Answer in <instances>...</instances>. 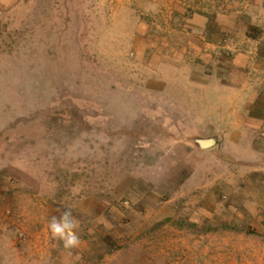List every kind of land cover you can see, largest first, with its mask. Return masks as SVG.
<instances>
[{
	"label": "rangeland",
	"instance_id": "rangeland-1",
	"mask_svg": "<svg viewBox=\"0 0 264 264\" xmlns=\"http://www.w3.org/2000/svg\"><path fill=\"white\" fill-rule=\"evenodd\" d=\"M263 149L264 0H0V264H264Z\"/></svg>",
	"mask_w": 264,
	"mask_h": 264
},
{
	"label": "clouds",
	"instance_id": "clouds-1",
	"mask_svg": "<svg viewBox=\"0 0 264 264\" xmlns=\"http://www.w3.org/2000/svg\"><path fill=\"white\" fill-rule=\"evenodd\" d=\"M79 222L72 214V210H63L59 217L53 216L49 221V231L53 240L62 243L69 252L79 247L81 241L77 234Z\"/></svg>",
	"mask_w": 264,
	"mask_h": 264
},
{
	"label": "crops",
	"instance_id": "crops-1",
	"mask_svg": "<svg viewBox=\"0 0 264 264\" xmlns=\"http://www.w3.org/2000/svg\"><path fill=\"white\" fill-rule=\"evenodd\" d=\"M236 112H237V110H236ZM235 112V118H236V122L234 123V125H236L237 123H238V118H237V114L238 113H236ZM233 116V115H232ZM226 136H228V141H230V142H232L233 141V137L232 136H229V134H227V133H222V135L220 136V142H221V146H223V144H224V142L227 140L226 139ZM258 149V148H257ZM260 154H262V155H264V153H263V151H264V149H263V151L262 150H257ZM235 159V158H234ZM256 161H258V160H254L252 163H256ZM264 163V162H263ZM254 168H258L259 170H264V164H258V166H253ZM257 219V218H256ZM261 220V219H260ZM259 225H260V229L261 228H264V226L261 224V222L259 223ZM264 230V229H263ZM89 249H90V247H89ZM88 248L87 249H85L86 251H83V254H87L88 253V251H91V249L89 250ZM110 251V250H109ZM121 252V249H119V250H117V252L116 253H120ZM76 254L77 255H79L80 253L77 251V249H76V251H72V252H70V256H76Z\"/></svg>",
	"mask_w": 264,
	"mask_h": 264
},
{
	"label": "water",
	"instance_id": "water-1",
	"mask_svg": "<svg viewBox=\"0 0 264 264\" xmlns=\"http://www.w3.org/2000/svg\"><path fill=\"white\" fill-rule=\"evenodd\" d=\"M191 142L196 146L197 149L206 150L216 145L217 138L214 136L208 138L193 137Z\"/></svg>",
	"mask_w": 264,
	"mask_h": 264
},
{
	"label": "trees",
	"instance_id": "trees-1",
	"mask_svg": "<svg viewBox=\"0 0 264 264\" xmlns=\"http://www.w3.org/2000/svg\"><path fill=\"white\" fill-rule=\"evenodd\" d=\"M248 30L251 34V32H254V31L256 32L257 29L255 27H250ZM249 37L255 39L256 33H252Z\"/></svg>",
	"mask_w": 264,
	"mask_h": 264
}]
</instances>
